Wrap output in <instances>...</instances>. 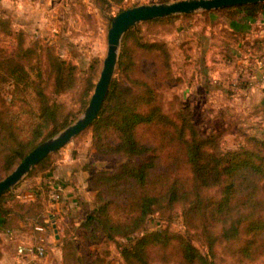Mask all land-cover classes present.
<instances>
[{"label": "rangeland", "instance_id": "1", "mask_svg": "<svg viewBox=\"0 0 264 264\" xmlns=\"http://www.w3.org/2000/svg\"><path fill=\"white\" fill-rule=\"evenodd\" d=\"M172 1L176 0H34L33 7L21 8L17 14L8 6H0V17H8L12 29L11 35L0 33V98L11 111L24 113L15 117L14 122L11 121L14 131L19 134L15 135L18 140L27 143L32 137L30 128L34 120H30L39 113L35 85L47 87L45 92L50 99L62 104L64 115L69 116L66 125L52 135L49 133L53 126H44L41 143L73 123L87 107L90 98H86V85L91 81L95 87L99 78L107 51L111 18L138 5ZM226 17V11H198L140 22L130 29L136 30V37L142 42H156L168 52V56L164 57L162 52H149L143 48L138 51L141 54L136 58L140 75L154 87L162 109L173 114L175 110L190 108L192 120L202 133H222V149L235 150L244 145L249 137L264 141V42L253 45L251 39L255 35L252 32L243 36L235 35L229 30ZM252 27L258 37L264 35V23ZM133 35L129 36L127 43L131 48L134 47V51L140 46ZM25 51L27 55L18 57ZM7 57H13L21 65L22 78L15 79L4 68V59ZM56 59L67 61L77 68L78 80L71 90L58 93L53 89L47 68ZM118 61L111 83L120 78ZM16 80L19 83L16 84ZM123 84L128 83L124 80ZM92 92H89L90 97ZM61 119L59 117L56 120L53 129H57ZM90 126L47 156L42 166L37 164L18 184L1 194L5 208L23 215L19 220L15 218L18 222H23V219L26 222L20 229L37 234L29 243L20 241L13 234V230H19L13 218L8 225L13 230H9L10 233L7 230L0 232V264H17V246L34 245L38 236H43L46 243L47 239L50 241L45 256L37 258L25 255L21 257L20 264H61L62 253L56 246L57 239L52 235L51 219L46 213H37L31 207L36 204L45 207L46 185L60 181V178L53 177L65 170L76 174L81 172L79 178L87 180V193L78 198L79 201L83 198V203L71 217L76 219L75 224L65 220L67 225L58 230V235L75 242L87 263L96 256L114 263L121 262L115 245L82 246L81 233L77 230L94 207L96 193L90 185L93 176L100 170H113L118 162L115 158H104L94 152ZM12 145L10 139L0 143V180L21 162L9 171L6 160ZM33 217L45 221L48 226L46 230H35ZM26 218H29V222ZM147 227L148 230L168 227L171 231L186 234L179 209L171 221L154 216L148 221ZM47 233L49 236H45ZM186 238L203 253H207L206 247L195 236L186 235ZM221 248L217 246L215 250L216 264H264L263 257L238 263L235 258L225 255Z\"/></svg>", "mask_w": 264, "mask_h": 264}, {"label": "trees", "instance_id": "2", "mask_svg": "<svg viewBox=\"0 0 264 264\" xmlns=\"http://www.w3.org/2000/svg\"><path fill=\"white\" fill-rule=\"evenodd\" d=\"M220 11H226L230 18L240 12L255 18L264 12V4L214 12ZM2 18L5 17H0V33L11 35L9 18ZM136 34L135 29L125 33L117 65L120 78L112 81L103 106L89 128L94 152L118 162L113 170H100L93 176L90 185L96 193L94 207L77 228L82 246L113 244L121 262L96 256L87 263L75 242L59 236L56 246L62 253L61 264H216L217 246L238 263L264 258V141L249 137L237 149L223 150L222 133H202L192 120L190 108L175 110L173 114L165 112L152 84L140 75L137 57L143 48L162 52L164 57L168 52L156 42H142ZM131 35L140 46L134 51L127 43ZM263 42L262 38L252 39L256 46ZM53 61L47 68L53 89L58 93L71 90L78 80L76 66L64 60ZM4 63L12 77L22 78L23 69L17 60L7 57ZM124 80L127 85L123 84ZM46 88L40 84L34 87L39 113L30 120L34 123L27 143L18 140L19 134L11 123L24 113L11 111L0 98V143L6 139L13 143L6 160L9 171L42 141L44 126H53L49 133L52 135L69 119L63 113V105L52 101ZM93 88L90 81L86 85V98H90ZM59 117L62 121L53 129ZM47 159L38 165L42 166ZM2 196L0 232L13 230L8 228L13 218H23L4 207ZM32 206L37 213L44 208ZM178 209L186 234L168 227L148 230L150 218L171 221ZM15 220L19 229L26 223L24 219ZM32 224L33 228L38 225L43 230L48 227L45 221L34 217ZM186 235L195 236L207 253ZM46 246L45 241V251Z\"/></svg>", "mask_w": 264, "mask_h": 264}, {"label": "water", "instance_id": "3", "mask_svg": "<svg viewBox=\"0 0 264 264\" xmlns=\"http://www.w3.org/2000/svg\"><path fill=\"white\" fill-rule=\"evenodd\" d=\"M259 3H264V0H176L138 5L125 9L112 17L107 32L106 55L99 78L84 112L66 128L34 147L8 175L2 178L0 180V195L13 188L43 159L65 146L94 122L108 93L118 61L121 41L127 30L137 23L148 20Z\"/></svg>", "mask_w": 264, "mask_h": 264}, {"label": "crops", "instance_id": "4", "mask_svg": "<svg viewBox=\"0 0 264 264\" xmlns=\"http://www.w3.org/2000/svg\"><path fill=\"white\" fill-rule=\"evenodd\" d=\"M34 0H0V6H8L9 8L14 9V13L20 12L21 8L33 7ZM228 26H230L229 30L233 32L235 35H248V32H252L255 36L252 38H262L258 37L257 33L252 31L253 26L256 24L264 23V12L258 15L255 18L247 17L243 13H239L234 18L226 17ZM263 34V33H262ZM247 40V39H246ZM252 40V39H251ZM243 41H241L242 43ZM240 45V43H238ZM59 176L55 175L53 178H60V181L57 183L60 184L61 187V196L60 199L53 204H45L44 209L41 211L42 213H46L48 217L51 219V227H52V235L54 239H58V230L62 227H66L67 222L65 220L73 221L75 224L76 219L71 218L75 214V212L81 207L83 203V198L81 201L78 200L83 195H86V186L87 180L83 178H79L81 176V172L76 174L71 171H62L58 172ZM63 178V180H61ZM85 205H87L85 203ZM80 206V207H79ZM27 230V229H26ZM25 229L13 230V234L15 237L19 238L20 241L29 243L36 237V232L31 234ZM45 236H49L47 233ZM50 241L47 239V243ZM0 252L2 249L0 247ZM4 254V253H3Z\"/></svg>", "mask_w": 264, "mask_h": 264}, {"label": "built area", "instance_id": "5", "mask_svg": "<svg viewBox=\"0 0 264 264\" xmlns=\"http://www.w3.org/2000/svg\"><path fill=\"white\" fill-rule=\"evenodd\" d=\"M237 81H235L233 84L235 85ZM61 193V187L60 184L57 182H53L52 184L48 185V189L46 191V199L47 203L52 204L60 199V194ZM32 196V195H31ZM35 230L43 232L42 227L40 226H35ZM9 232V230H7ZM10 233V232H9ZM45 238L43 236H38L36 239V243L34 245L30 246H24V245H18L16 248V263L20 264L21 263V257L25 255H32L37 258H42L45 256L46 251L44 247L45 243Z\"/></svg>", "mask_w": 264, "mask_h": 264}]
</instances>
